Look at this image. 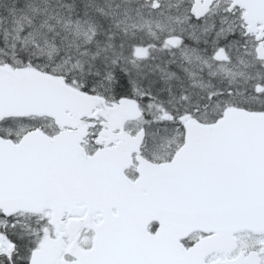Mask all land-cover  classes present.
<instances>
[{"label":"snow or ice","instance_id":"obj_1","mask_svg":"<svg viewBox=\"0 0 264 264\" xmlns=\"http://www.w3.org/2000/svg\"><path fill=\"white\" fill-rule=\"evenodd\" d=\"M0 264H264V0H0Z\"/></svg>","mask_w":264,"mask_h":264}]
</instances>
